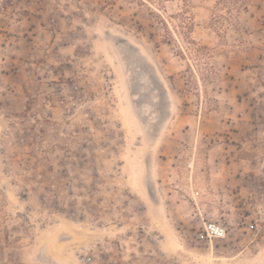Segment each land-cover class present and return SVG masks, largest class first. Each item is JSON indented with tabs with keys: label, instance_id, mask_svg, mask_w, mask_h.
Returning <instances> with one entry per match:
<instances>
[{
	"label": "rangeland",
	"instance_id": "374dc122",
	"mask_svg": "<svg viewBox=\"0 0 264 264\" xmlns=\"http://www.w3.org/2000/svg\"><path fill=\"white\" fill-rule=\"evenodd\" d=\"M212 250L264 264V0H0V264Z\"/></svg>",
	"mask_w": 264,
	"mask_h": 264
},
{
	"label": "bare ground",
	"instance_id": "6f19581e",
	"mask_svg": "<svg viewBox=\"0 0 264 264\" xmlns=\"http://www.w3.org/2000/svg\"><path fill=\"white\" fill-rule=\"evenodd\" d=\"M114 60H115V58H114ZM117 61V60H116ZM115 61V62H116ZM139 132H138V137H140V138H145V135H147V134H145V131L142 129V128H140V130H138ZM147 137V136H146ZM135 143H136V141H135ZM141 143H142V141H141ZM143 145H144V143H143ZM141 147V146H140ZM131 165H132V168H134V179H135V182L137 183V184H139L140 185V181H139V177H138V175H139V173H140V171H141V169L142 170H145V175H144V178H143V184H145V181H144V179H145V176H146V174H149V173H151V170H150V166L146 163V162H144V164L142 165V167H141V160L140 159H136V160H133L132 162H131ZM145 165V166H144ZM146 167V168H145ZM143 172V171H142ZM152 180L154 181V183H155V179H154V175H153V173H152ZM147 193L149 194V196L151 195V192L149 191V190H147ZM154 214H155V216L158 218V219H160V220H162L163 218H164V212H163V206H162V204L161 203H159V204H157L156 205V210L154 211ZM162 228V227H161ZM168 239L170 240V241H172L171 242V244L174 242L175 243V246L178 248V249H183L184 248V246H183V244L179 241V238H178V236L174 233V232H172V231H170V232H168ZM173 245V244H172ZM176 248V249H177ZM216 257H215V253H214V250H212L211 251V253H210V255L209 256H202V257H200L199 258V260L203 263V264H215V261H216ZM223 260H225V259H223Z\"/></svg>",
	"mask_w": 264,
	"mask_h": 264
},
{
	"label": "built area",
	"instance_id": "2783aa9c",
	"mask_svg": "<svg viewBox=\"0 0 264 264\" xmlns=\"http://www.w3.org/2000/svg\"><path fill=\"white\" fill-rule=\"evenodd\" d=\"M260 225L257 224V227ZM202 241H213L214 239H222L227 236V227L217 221H205L198 233Z\"/></svg>",
	"mask_w": 264,
	"mask_h": 264
}]
</instances>
